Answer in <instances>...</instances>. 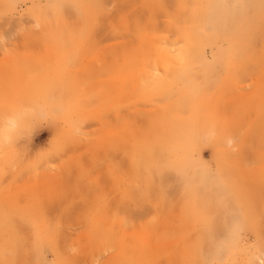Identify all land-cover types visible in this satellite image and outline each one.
<instances>
[{
    "label": "rangeland",
    "instance_id": "1",
    "mask_svg": "<svg viewBox=\"0 0 264 264\" xmlns=\"http://www.w3.org/2000/svg\"><path fill=\"white\" fill-rule=\"evenodd\" d=\"M262 258V0H0V264Z\"/></svg>",
    "mask_w": 264,
    "mask_h": 264
},
{
    "label": "snow or ice",
    "instance_id": "2",
    "mask_svg": "<svg viewBox=\"0 0 264 264\" xmlns=\"http://www.w3.org/2000/svg\"><path fill=\"white\" fill-rule=\"evenodd\" d=\"M262 8H264V0H262ZM261 264H264V258L261 259Z\"/></svg>",
    "mask_w": 264,
    "mask_h": 264
},
{
    "label": "bare ground",
    "instance_id": "3",
    "mask_svg": "<svg viewBox=\"0 0 264 264\" xmlns=\"http://www.w3.org/2000/svg\"><path fill=\"white\" fill-rule=\"evenodd\" d=\"M15 111H12V113L14 114ZM7 117V116H6ZM11 124H14V120H11ZM12 129V128H11Z\"/></svg>",
    "mask_w": 264,
    "mask_h": 264
}]
</instances>
